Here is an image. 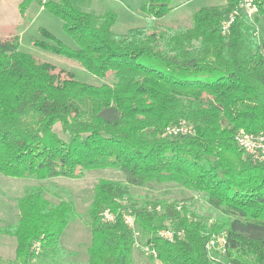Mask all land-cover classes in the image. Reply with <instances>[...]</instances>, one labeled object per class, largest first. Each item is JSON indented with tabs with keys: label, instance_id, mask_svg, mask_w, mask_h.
I'll list each match as a JSON object with an SVG mask.
<instances>
[{
	"label": "trees",
	"instance_id": "16d2710c",
	"mask_svg": "<svg viewBox=\"0 0 264 264\" xmlns=\"http://www.w3.org/2000/svg\"><path fill=\"white\" fill-rule=\"evenodd\" d=\"M34 1L62 19L77 47L46 29V39L34 43L109 82L80 81L21 51L17 35L0 37V174L83 178L109 167L125 174L94 186L86 264H136L126 212L153 264H264V162L236 141L241 130L264 134V0H255L252 18L239 12L228 33L222 24L239 0L202 7L180 28L157 23L175 0H143L146 24L125 33L113 30V10H84L79 0H21V12ZM180 120L192 124V134H166ZM166 182L199 194L216 216L199 214L193 198L133 193ZM68 195L37 186L18 199V220L0 225V234L16 239L15 255H0V264H74L67 259L74 252L61 244L80 217ZM105 210L114 222L103 221ZM164 228L175 231L173 241L160 236ZM219 234L223 248L208 247Z\"/></svg>",
	"mask_w": 264,
	"mask_h": 264
},
{
	"label": "rangeland",
	"instance_id": "374dc122",
	"mask_svg": "<svg viewBox=\"0 0 264 264\" xmlns=\"http://www.w3.org/2000/svg\"><path fill=\"white\" fill-rule=\"evenodd\" d=\"M84 10H93L97 13L107 9L118 14V19L113 26L116 33H125L130 28L144 26L147 16L142 9L143 0H79ZM21 0H0V37L17 35L19 49L35 56L37 59L57 65L73 72L75 77L91 84L108 83V77H101L89 72L82 63L76 59L68 58L53 53L34 43L35 38L46 39L41 29H46L54 34L66 45L76 48L77 44L63 28L61 18L50 12L40 3L34 1L23 14L20 10ZM226 0H175V6L164 18L157 20L163 27L180 28L191 23L192 15L202 7L224 4ZM258 34L264 42V19L258 25ZM55 130L67 138L60 125ZM101 178L125 180V174L116 168H98L88 170L83 178H68L64 176L48 179L16 178L0 174V225H8L18 220V199L25 195L28 189L37 186L51 188H65L69 191L80 217L76 218L65 229L62 237V246L70 250L73 255L67 259L74 264H86L87 248L91 243V228L88 224V210L94 196V186ZM136 195H153L168 199H194V208L199 214L215 217L208 203L197 193L181 187L175 182L149 184L134 188ZM47 196L53 201L57 197L47 191ZM137 243L134 251L136 264H153L148 258L146 247L142 244L136 229H133ZM16 239L13 236L0 234V255L12 259L15 255Z\"/></svg>",
	"mask_w": 264,
	"mask_h": 264
},
{
	"label": "built area",
	"instance_id": "2783aa9c",
	"mask_svg": "<svg viewBox=\"0 0 264 264\" xmlns=\"http://www.w3.org/2000/svg\"><path fill=\"white\" fill-rule=\"evenodd\" d=\"M258 11V5L255 0H239L238 8L232 12L228 19H226L222 24L223 33H228L230 31V26L234 22L236 15L239 12L244 13L248 17H253ZM193 126L187 120H180L178 123L170 125L166 128V134L168 135H181L188 136L192 134ZM236 141L238 145L244 150L246 155H248L255 162H264V134H254L244 130L237 132ZM125 222L130 228L136 229V221L134 215L130 212L123 214ZM103 221L106 223L115 221V214L110 210H105L103 212ZM160 236L163 238L173 241L175 239V231L172 228H164L159 232ZM182 232H178V235ZM226 242L225 234H219L212 236L208 247H216L218 249L223 248ZM37 250L39 249V243L36 244Z\"/></svg>",
	"mask_w": 264,
	"mask_h": 264
}]
</instances>
